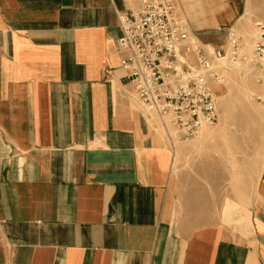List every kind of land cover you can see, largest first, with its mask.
<instances>
[{"label": "crops", "instance_id": "crops-1", "mask_svg": "<svg viewBox=\"0 0 264 264\" xmlns=\"http://www.w3.org/2000/svg\"><path fill=\"white\" fill-rule=\"evenodd\" d=\"M176 1L209 47L264 21V0ZM129 9L0 0V264H264L263 151L167 136L122 68Z\"/></svg>", "mask_w": 264, "mask_h": 264}, {"label": "built area", "instance_id": "built-area-1", "mask_svg": "<svg viewBox=\"0 0 264 264\" xmlns=\"http://www.w3.org/2000/svg\"><path fill=\"white\" fill-rule=\"evenodd\" d=\"M138 12L118 14L121 35L117 46L124 53L122 68L131 78L138 102L158 116L172 139L198 137L219 120L214 87L226 81V62L250 65L264 89V21L255 20L251 51L242 35L230 29L226 46L209 47L189 30L176 0H140ZM264 104V90L252 93Z\"/></svg>", "mask_w": 264, "mask_h": 264}, {"label": "rangeland", "instance_id": "rangeland-1", "mask_svg": "<svg viewBox=\"0 0 264 264\" xmlns=\"http://www.w3.org/2000/svg\"><path fill=\"white\" fill-rule=\"evenodd\" d=\"M224 43L225 39L216 45ZM247 43L245 42L246 49L250 51L251 46L248 48ZM249 67L251 66L245 64L241 69L229 66L224 69L225 83L214 87L219 103V120L195 137L200 138L209 129V134L230 141L232 152L242 158L246 157L245 154L254 155L256 151L264 153V104L254 101L251 97L252 93L262 92L264 89L255 81L257 71L250 70ZM174 135L179 137V134Z\"/></svg>", "mask_w": 264, "mask_h": 264}, {"label": "bare ground", "instance_id": "bare-ground-1", "mask_svg": "<svg viewBox=\"0 0 264 264\" xmlns=\"http://www.w3.org/2000/svg\"><path fill=\"white\" fill-rule=\"evenodd\" d=\"M245 47H246V45H245ZM251 51V50H250ZM225 63V65H227V66H229L230 68H234V69H241L242 67H244V66H236V65H234V64H232L231 62H224ZM249 69L250 70H254L252 67H249Z\"/></svg>", "mask_w": 264, "mask_h": 264}]
</instances>
